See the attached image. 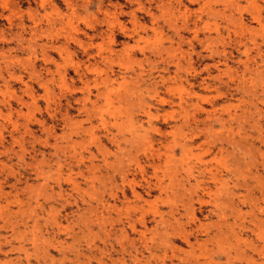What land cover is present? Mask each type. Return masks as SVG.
I'll return each instance as SVG.
<instances>
[{
	"label": "rangeland",
	"instance_id": "obj_1",
	"mask_svg": "<svg viewBox=\"0 0 264 264\" xmlns=\"http://www.w3.org/2000/svg\"><path fill=\"white\" fill-rule=\"evenodd\" d=\"M0 264H264V0H0Z\"/></svg>",
	"mask_w": 264,
	"mask_h": 264
},
{
	"label": "bare ground",
	"instance_id": "obj_2",
	"mask_svg": "<svg viewBox=\"0 0 264 264\" xmlns=\"http://www.w3.org/2000/svg\"><path fill=\"white\" fill-rule=\"evenodd\" d=\"M165 67V66H164ZM180 125V124H179ZM178 127V126H177ZM183 128V127H182ZM175 130V129H174ZM176 131V130H175ZM175 133V132H174ZM174 135V134H173ZM222 139V138H221ZM179 142V141H178ZM185 147V145H183ZM202 163V162H201ZM126 176V175H125ZM123 179V178H122ZM15 224V223H14ZM188 243V242H187ZM4 244V243H3ZM36 248V247H35Z\"/></svg>",
	"mask_w": 264,
	"mask_h": 264
}]
</instances>
